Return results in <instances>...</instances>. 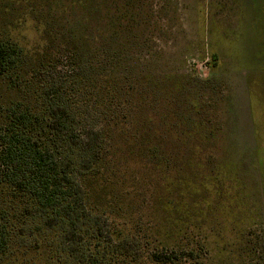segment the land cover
Segmentation results:
<instances>
[{
	"label": "rangeland",
	"instance_id": "obj_1",
	"mask_svg": "<svg viewBox=\"0 0 264 264\" xmlns=\"http://www.w3.org/2000/svg\"><path fill=\"white\" fill-rule=\"evenodd\" d=\"M0 40L64 72L82 57L146 78L111 135L116 226L206 264H264V0H0Z\"/></svg>",
	"mask_w": 264,
	"mask_h": 264
},
{
	"label": "trees",
	"instance_id": "obj_2",
	"mask_svg": "<svg viewBox=\"0 0 264 264\" xmlns=\"http://www.w3.org/2000/svg\"><path fill=\"white\" fill-rule=\"evenodd\" d=\"M58 58L0 40V264H206L192 247L143 243L101 202L120 168L111 135L131 123L146 78L93 73L82 57L64 72Z\"/></svg>",
	"mask_w": 264,
	"mask_h": 264
}]
</instances>
